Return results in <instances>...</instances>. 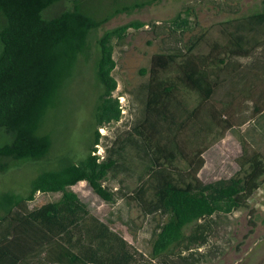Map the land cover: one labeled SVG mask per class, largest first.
<instances>
[{"label":"trees","instance_id":"16d2710c","mask_svg":"<svg viewBox=\"0 0 264 264\" xmlns=\"http://www.w3.org/2000/svg\"><path fill=\"white\" fill-rule=\"evenodd\" d=\"M161 1L136 3L115 14ZM85 2L0 0V135L9 138L0 144V173L14 164L46 161L54 147L53 132L45 131L48 120L62 105L64 91L81 60L91 59L92 34L113 16L99 18ZM66 3L70 6L58 9ZM258 18L264 22V4ZM170 22L176 32L191 28L185 11ZM143 27L142 23H129L105 31L97 40L98 96L87 156L79 163L65 157L57 168L38 174L27 195L4 197L0 264H137L127 243L108 224L93 217L89 203L71 189L86 182L99 199L115 202V191L104 183L125 163L132 164V153L126 149L129 144L139 151L144 165L141 185L131 198L145 213L167 217L153 239L151 252L153 259H166L164 264L201 263L204 254L195 253L192 247L206 245L210 229L206 221L219 212L246 207V201L263 185L264 161L259 153L246 156L242 174L206 185L198 177L205 164L203 151L197 149L190 157L183 151L181 136L187 129L209 130L210 122L221 117L210 109L211 120L207 121L204 105L222 82L233 77L238 65L219 53L205 68L188 54H155L142 116L128 137L117 138L106 148L103 161L94 155L102 139L99 129L122 118L119 99L114 96L118 88L113 75L117 66L114 42L125 38L131 28ZM187 93L197 96V106H189ZM181 157L188 163L187 173L177 167ZM38 193H62V198L30 210L28 203ZM189 227L191 232L186 234ZM169 255L177 260H169Z\"/></svg>","mask_w":264,"mask_h":264},{"label":"rangeland","instance_id":"374dc122","mask_svg":"<svg viewBox=\"0 0 264 264\" xmlns=\"http://www.w3.org/2000/svg\"><path fill=\"white\" fill-rule=\"evenodd\" d=\"M146 1L86 0L85 6L99 18L113 16L92 34L91 59L81 60L75 77L64 91L62 105L48 120L45 131L53 132L55 140L48 159L40 163L14 164L0 173V212L6 195H27L33 179L43 170L57 168L65 157L77 163L86 158L98 96L96 42L105 31L129 23H142L144 27L131 28L125 38L114 42L117 66L113 75L118 82L114 96L123 97L126 114L122 113L119 122L99 129L100 135L103 129L105 136L99 146H95L96 152L101 151L106 158V148L111 147L115 139L128 137V132L142 116L155 54L166 51L188 54L205 68L219 53L221 57H230L229 63L238 65L231 73L233 77L222 82L212 100L204 105L203 117L207 121L211 120L207 114L210 109L221 117L218 122H210L209 130L201 131L196 126L194 133L187 129L181 136L183 151L189 157L196 155L197 149L203 151L201 158L205 164L198 177L206 185L242 174L241 164L246 156L259 153L264 161V22L256 19L264 0H162L133 12L115 14L117 10ZM69 6L66 3L58 9ZM182 11L189 13L191 28L176 32L170 21ZM187 97L191 108L198 105L195 94L187 93ZM8 139L0 135V144ZM126 149L132 153V164L125 163L104 183L115 191V202L99 199L86 182L71 189L89 203L93 217L108 224L111 231L127 243L137 264H164L166 259H153L151 252L153 239L167 217L159 212L145 213L131 198L141 185L144 165L134 145L129 144ZM177 167L188 172L184 157L178 159ZM60 198L62 193H38L28 206L37 210ZM206 222L210 226L206 245L202 252L192 247L195 253L205 256L199 264H264V183L246 201V207L230 213L219 212ZM190 232L191 227L185 230L186 234ZM169 260L177 258L169 255Z\"/></svg>","mask_w":264,"mask_h":264},{"label":"built area","instance_id":"2783aa9c","mask_svg":"<svg viewBox=\"0 0 264 264\" xmlns=\"http://www.w3.org/2000/svg\"><path fill=\"white\" fill-rule=\"evenodd\" d=\"M119 103H120V109H121L122 113L126 114L123 97L119 98ZM101 132H102V136H105V133H104L103 129H101ZM99 144L97 146H99ZM94 155H97L99 157V161H103L105 159V156L103 155V153L101 151H99V152L95 151ZM199 250L202 252V250H203L202 247Z\"/></svg>","mask_w":264,"mask_h":264},{"label":"crops","instance_id":"0c3cea01","mask_svg":"<svg viewBox=\"0 0 264 264\" xmlns=\"http://www.w3.org/2000/svg\"><path fill=\"white\" fill-rule=\"evenodd\" d=\"M60 200H61V198H60ZM60 200H58V201H60ZM58 201H57V202H58ZM30 210H31V209H30Z\"/></svg>","mask_w":264,"mask_h":264}]
</instances>
